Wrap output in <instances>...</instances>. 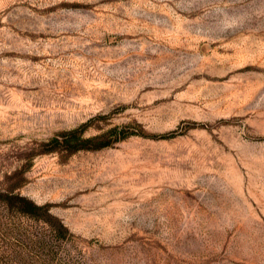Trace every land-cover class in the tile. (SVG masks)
<instances>
[{
	"label": "rangeland",
	"instance_id": "obj_1",
	"mask_svg": "<svg viewBox=\"0 0 264 264\" xmlns=\"http://www.w3.org/2000/svg\"><path fill=\"white\" fill-rule=\"evenodd\" d=\"M0 264H264V0H0Z\"/></svg>",
	"mask_w": 264,
	"mask_h": 264
},
{
	"label": "trees",
	"instance_id": "obj_2",
	"mask_svg": "<svg viewBox=\"0 0 264 264\" xmlns=\"http://www.w3.org/2000/svg\"><path fill=\"white\" fill-rule=\"evenodd\" d=\"M86 125L74 127L69 130H63L48 139L45 143L47 147L44 149L47 152H67L74 153L82 149H99L108 146L112 140H120L128 136L127 131L119 130L113 126L106 131L92 135L84 136ZM164 136V135H163ZM167 136V135H165ZM4 200L8 205H13L19 211L29 216L48 215V205H38L34 201L28 199L19 193L5 195Z\"/></svg>",
	"mask_w": 264,
	"mask_h": 264
}]
</instances>
